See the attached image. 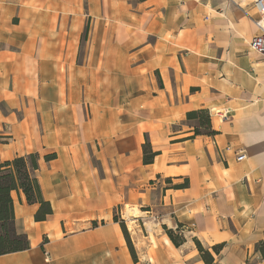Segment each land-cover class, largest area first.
<instances>
[{"label": "crops", "instance_id": "obj_1", "mask_svg": "<svg viewBox=\"0 0 264 264\" xmlns=\"http://www.w3.org/2000/svg\"><path fill=\"white\" fill-rule=\"evenodd\" d=\"M256 16L252 0H0V160L37 154L52 208L35 221L39 205L12 194L29 247L0 264H105L106 252L205 264L194 239L211 264H264ZM201 109L213 135H194L186 118ZM120 205L142 213L137 261L113 221Z\"/></svg>", "mask_w": 264, "mask_h": 264}, {"label": "trees", "instance_id": "obj_2", "mask_svg": "<svg viewBox=\"0 0 264 264\" xmlns=\"http://www.w3.org/2000/svg\"><path fill=\"white\" fill-rule=\"evenodd\" d=\"M188 120L197 119V124L193 126L194 135L206 134L213 135L215 132L210 129V119L207 111L196 110L186 114ZM157 152H153L149 143L145 140L142 145V162L144 164L152 163ZM55 155H46L45 159H52ZM37 154L30 153L26 156L14 157L10 160H0V255L25 250L29 247V241L25 234L18 233L14 225V200L13 193L22 192L28 203H37L39 205L35 215V221L45 220L47 215L52 213L51 205L44 200L41 194L40 186L33 172L37 169ZM186 182L176 187H184ZM113 221L119 224L124 236L128 251L133 261H137L133 244L127 233L125 224L116 215ZM95 225V224H94ZM180 225H178V228ZM170 241L178 247L183 243L184 238L181 235L174 234L171 229L163 226ZM195 245L200 252V256L205 264L212 263V256L203 249L200 243L194 239ZM214 246L213 250L217 251ZM259 251L264 257V241L260 244Z\"/></svg>", "mask_w": 264, "mask_h": 264}, {"label": "rangeland", "instance_id": "obj_3", "mask_svg": "<svg viewBox=\"0 0 264 264\" xmlns=\"http://www.w3.org/2000/svg\"><path fill=\"white\" fill-rule=\"evenodd\" d=\"M0 142L2 143V141L0 140ZM0 148H2L0 146ZM132 208L129 205H120L118 206L115 210H114V215H116L120 220H122L125 224L127 233L129 234V238L133 244V241L136 242V234L137 232L142 233L140 230V221H138L135 216H138L142 213H140V211L136 208L133 207V211L132 213H130V216L125 215V210L126 208ZM137 220V221H136ZM120 238L122 241V245L123 247H125L126 243H125V239L124 236L122 234V231L120 229ZM134 246V244H133ZM130 262V259H129ZM104 263L105 264H128L125 260V258H123L122 256L116 257V256H112L109 253L106 252L105 254V258H104Z\"/></svg>", "mask_w": 264, "mask_h": 264}, {"label": "built area", "instance_id": "obj_4", "mask_svg": "<svg viewBox=\"0 0 264 264\" xmlns=\"http://www.w3.org/2000/svg\"><path fill=\"white\" fill-rule=\"evenodd\" d=\"M252 4L257 14L253 20L257 33L251 38L249 48L264 59V0H252ZM228 112L226 110L224 112L216 111L215 113L224 119L227 118ZM235 158L239 161L245 159L246 156L242 150H239Z\"/></svg>", "mask_w": 264, "mask_h": 264}, {"label": "bare ground", "instance_id": "obj_5", "mask_svg": "<svg viewBox=\"0 0 264 264\" xmlns=\"http://www.w3.org/2000/svg\"><path fill=\"white\" fill-rule=\"evenodd\" d=\"M132 211L133 210L131 208L127 207L125 210V215L130 216V213H132Z\"/></svg>", "mask_w": 264, "mask_h": 264}]
</instances>
